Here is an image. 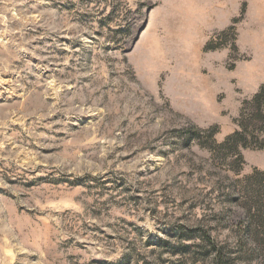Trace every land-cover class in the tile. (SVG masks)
<instances>
[{
  "label": "rangeland",
  "instance_id": "rangeland-1",
  "mask_svg": "<svg viewBox=\"0 0 264 264\" xmlns=\"http://www.w3.org/2000/svg\"><path fill=\"white\" fill-rule=\"evenodd\" d=\"M262 85L264 0H0V264H264L194 134Z\"/></svg>",
  "mask_w": 264,
  "mask_h": 264
},
{
  "label": "trees",
  "instance_id": "trees-1",
  "mask_svg": "<svg viewBox=\"0 0 264 264\" xmlns=\"http://www.w3.org/2000/svg\"><path fill=\"white\" fill-rule=\"evenodd\" d=\"M245 105L250 107L247 118L243 123L239 122V130L228 136L222 143L217 144L214 140L218 131L216 127L205 131H194L197 142L203 149L215 150L218 155H224L223 157L227 155L234 157V160L228 162L227 169L235 175H238L242 170L238 165L244 163L241 149H264L263 143L256 145L257 139L253 136L257 131H264V85L259 87L256 94ZM224 179L233 188L240 184L243 185L240 189H242L241 197L245 198L242 208L246 215L243 226L244 233L256 248L264 249V171L255 170L242 180H233L228 177H224ZM240 246H244V244L241 242Z\"/></svg>",
  "mask_w": 264,
  "mask_h": 264
}]
</instances>
